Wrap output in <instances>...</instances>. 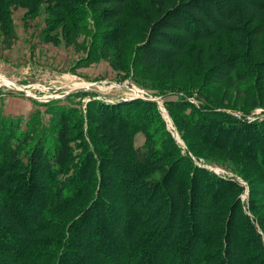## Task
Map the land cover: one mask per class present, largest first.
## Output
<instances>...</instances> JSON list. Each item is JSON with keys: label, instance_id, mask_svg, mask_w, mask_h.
I'll use <instances>...</instances> for the list:
<instances>
[{"label": "trees", "instance_id": "obj_1", "mask_svg": "<svg viewBox=\"0 0 264 264\" xmlns=\"http://www.w3.org/2000/svg\"><path fill=\"white\" fill-rule=\"evenodd\" d=\"M12 1L0 0V7ZM54 6L67 20L84 21V31L91 19L92 56L134 31V78L140 66L181 58L204 87L242 84L249 104L264 114V0ZM189 91L165 104L195 160L147 99L90 98L84 110L52 101L47 128L39 113L26 124L1 115L0 264H264V116L227 112L212 88L195 105ZM193 144L257 167L253 181L242 177L245 199L237 181L197 161Z\"/></svg>", "mask_w": 264, "mask_h": 264}, {"label": "rangeland", "instance_id": "obj_2", "mask_svg": "<svg viewBox=\"0 0 264 264\" xmlns=\"http://www.w3.org/2000/svg\"><path fill=\"white\" fill-rule=\"evenodd\" d=\"M54 3L55 0H13L0 7V116L21 118L26 124L39 113V124L47 128L51 119L46 113L47 105L52 101H60L62 106L76 104L84 110L90 98L106 102L145 98L154 101L160 110L165 108L166 114L161 111V117L166 130L183 154L194 160L166 109L165 103L179 101L182 93L178 91L190 89L187 101L199 105L196 99L205 102V93L212 88L227 112L236 116L249 113L250 120L264 116L261 108L249 104L242 84L225 81L204 87V80L183 69L181 58L140 66L134 78L131 63L138 41L133 39L134 31L123 42L100 47L92 56L91 19L84 31V21L67 20ZM4 11L9 13L10 21ZM78 92L83 95L78 96ZM25 124L21 127L26 128ZM143 142L142 134L135 137L137 148ZM191 147L199 163L237 181L246 189L242 200L247 197V181L258 175L254 164L227 152L194 144ZM116 153L117 159L124 160L121 149Z\"/></svg>", "mask_w": 264, "mask_h": 264}, {"label": "built area", "instance_id": "obj_3", "mask_svg": "<svg viewBox=\"0 0 264 264\" xmlns=\"http://www.w3.org/2000/svg\"><path fill=\"white\" fill-rule=\"evenodd\" d=\"M139 98H140V97H139ZM127 99H128V100H132L131 98H126V100H127ZM141 99H145V98H141ZM158 109H159V112H160L161 116L163 115L162 112H164V111H165V112H164V115L166 114V110H165L164 107H163L161 110H160L159 107H158ZM161 111H162V112H161ZM210 171H211V170H210ZM212 172H213V171H212ZM215 174H216V173H215ZM217 175H219V174H217ZM223 176H224V175H223ZM224 177H225V176H224ZM244 198H245V197H244ZM244 198H243V199H244Z\"/></svg>", "mask_w": 264, "mask_h": 264}]
</instances>
